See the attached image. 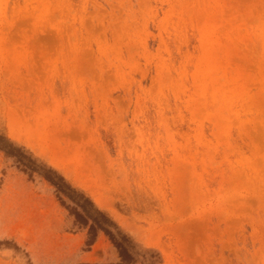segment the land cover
<instances>
[{"label": "rangeland", "instance_id": "obj_1", "mask_svg": "<svg viewBox=\"0 0 264 264\" xmlns=\"http://www.w3.org/2000/svg\"><path fill=\"white\" fill-rule=\"evenodd\" d=\"M0 264H264V0H0Z\"/></svg>", "mask_w": 264, "mask_h": 264}]
</instances>
